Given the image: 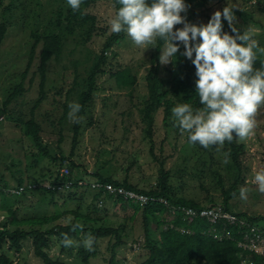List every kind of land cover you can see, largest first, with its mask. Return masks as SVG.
I'll use <instances>...</instances> for the list:
<instances>
[{"label":"rangeland","instance_id":"1","mask_svg":"<svg viewBox=\"0 0 264 264\" xmlns=\"http://www.w3.org/2000/svg\"><path fill=\"white\" fill-rule=\"evenodd\" d=\"M9 1L3 0V3L7 4ZM61 2L62 0H23L21 8L24 10H17L16 16L11 19L12 24L0 49V106L9 89L22 82L24 92L16 96L10 104L14 116L20 112L29 114L39 97L38 65L41 44L35 47L33 60L29 64L33 44L31 29L36 24L40 26L48 20V13ZM227 3L252 14V18L246 21L240 16L236 17V23L243 28L251 26L254 30L252 33L254 39L258 42L263 40L264 15L256 9L254 0H209L206 7L189 22L206 24V15L217 10L222 11ZM90 11L98 16L100 30L86 45L89 50L99 51L108 34L103 32L109 27L107 20L115 15V12L110 0H95ZM3 19L4 12L0 8V22ZM80 48H76L75 52L66 48L60 61L52 59L49 63L44 87L48 99L35 108L37 120L42 126L44 143L48 145L52 155L58 157L63 155L65 163L73 162L75 165L73 170L77 175H91L94 171H100L103 175L120 179L127 175L130 182L139 187L149 188L156 185L159 161L150 154V142L143 137V125L138 111V97L144 90L143 83L135 85L133 94L129 95L127 91L115 87L114 79L109 74L100 77L98 82L101 89L95 94L96 110L93 123L86 126L87 119L82 120L79 140L73 154H70L73 122L68 117L62 124L59 122L63 108L55 105L57 99L61 97L55 95V90L62 85H68L72 80L74 67L71 61L83 59L86 52ZM114 49L116 56L110 57L113 63L112 70L146 57L152 48L145 50L137 47L126 35ZM143 73L144 69L141 68L140 77ZM256 122L254 135L239 141L244 146L241 155L244 181L237 185L235 197L230 199L228 206L231 212L239 216L264 217V194L260 193L253 183L254 170L264 169V105L257 111ZM20 128L16 127L13 120L0 117V187L5 182L12 187L17 184V178L20 177L25 179V183L28 179H46L55 173L58 166V162L48 157L34 158L28 153L25 147L30 141ZM154 141L155 153L159 159L165 160L166 168L172 172L171 182L177 190L176 193L204 205L222 204L223 190L230 188L239 176V172L229 163H223L222 154L213 151L214 161L213 163L208 161L207 156L189 144L187 134L182 135L180 130L173 126V117L169 125L164 123L163 113L157 116ZM220 178L222 185L218 183ZM242 186L249 189L247 201L239 198V189ZM75 195L70 196L67 191L55 196L43 195L35 190H29L23 195L0 192V221L4 219L7 210L13 208L17 209L19 217L24 218L61 215L58 222H69L72 215L68 211L78 210L84 214L92 213L95 217L106 218L115 225L127 222L129 232L133 224L137 232L140 230L139 222L142 217L139 212L134 222L128 219L133 213L131 207L137 204L134 201L126 208L121 204L112 205L110 201H106L104 206H99L90 190H78ZM94 206H97V211L94 210ZM162 214L168 221L176 219L172 214L167 213L168 218ZM189 221L192 223V220ZM255 224L264 228V219L256 221ZM74 240L79 243L77 239ZM48 251L54 257L61 258L64 264H82L77 254L78 247L62 249L55 236L52 237ZM12 255L14 264H44L34 254L30 240L24 242L19 253ZM109 256L105 239L101 243V253L91 258L89 264H108ZM144 258L139 243L130 235L124 239L117 251L116 264H140Z\"/></svg>","mask_w":264,"mask_h":264},{"label":"trees","instance_id":"2","mask_svg":"<svg viewBox=\"0 0 264 264\" xmlns=\"http://www.w3.org/2000/svg\"><path fill=\"white\" fill-rule=\"evenodd\" d=\"M110 1L116 13L121 5L117 0ZM22 2L23 0H10L7 4H4L3 0H0V8L4 12V19L0 22V49L7 36L9 26L12 24L11 19L16 16L15 12L19 9H22L21 11L24 10L21 8ZM94 3L95 0H83L81 10L74 13L67 5L66 0H62L61 3H58L48 13V20L40 24V26L37 24L33 26L31 29L33 44L29 55V64L33 60L35 47L41 44L40 62L38 65L40 75L39 97L35 100L34 106L28 112L29 114L20 112L17 116H14L10 109V104L16 96L22 94L25 90L24 84L20 82L9 89L7 96L0 106V117L13 120L16 127H21L20 129L24 136L29 139L30 144L25 147L28 153L32 154L34 158L48 157L52 161L58 162L54 174H50L46 179L34 178L28 179L26 182L45 183L46 181L61 179L58 176V172L60 167L65 164L66 159L63 155L59 157L52 155L48 145L44 143L41 134L42 126L37 120L35 108L41 102L48 99L44 87L47 81V71L50 61L52 59L60 61L64 56L66 48H70L71 52H75L76 48L81 47L80 49L83 51L85 49L86 52L83 59L77 58L71 61L74 67L72 80L68 85H62L55 90V95L61 96L60 99H57V102L55 101V105L63 108L59 122L62 124L67 120L68 105L76 101L82 105L79 115L83 119H87L86 126L93 123L96 110L95 94L101 89L98 79L106 74H109L114 79L117 89L125 90L129 95L133 94L135 85L143 83L144 90L140 92L141 94L138 97L140 122L143 125V137L147 138L150 142V154L155 160L159 161V165L156 185L149 188L133 184L127 175L123 179L111 175H103L100 171H94L91 175H77L73 170L74 163L69 162L67 164L73 171V175L83 178L93 177L101 182L121 185L147 195L165 197L175 205H187L194 208L212 206L211 204H201L197 200L186 198L176 193L177 190L171 182L173 177L171 170L166 168L165 160L159 159L155 153L154 133L158 114L163 113L164 123L169 125L172 119L171 109L176 104L188 103L194 108L201 107L199 97L195 93L196 69L191 60L182 55L184 52L183 45H181L177 57L174 58L175 61L168 65H161L159 63V47L162 46L163 42L157 40V47L152 48L146 57L138 59L133 64L112 70L111 66L113 67V63L110 57L116 56L114 48L125 39L126 34L123 32L114 34L107 27L103 31L108 34L101 49L99 51L89 50L86 44L100 30L98 16L90 11ZM185 3L189 5V8L187 13H182V15H186L187 20L191 21L198 12H201L206 7L209 0H185ZM254 3L256 9L264 15V0H254ZM234 14L236 17H242L245 21L252 18V14L243 9H234ZM211 16L212 14L206 15V23L210 20ZM236 26L243 31V27L238 24ZM175 27L179 28L182 25ZM223 30L231 33V28L226 20H223ZM258 44L259 47H264V39L258 42ZM254 51L256 52V59L254 60L253 67L256 69L264 65V55H261L257 49H254ZM141 68L144 69V73L140 77L139 72ZM81 122L79 124L73 122L72 150L70 154H73L74 147L79 140ZM193 146L198 152L200 151L207 156L208 161L213 163V151H215V148L205 149L198 143ZM243 149V144H240L236 140L232 143L225 142L223 149L225 152H230L228 163L239 172V176L232 186L223 190L222 205L229 211V201L233 197V193L236 194L239 182L244 181V175H242L244 164L241 157ZM12 161L14 162L15 160L12 159ZM218 181L222 185L221 178ZM24 183L25 179L20 177L17 178V184L13 186H19ZM8 188L9 184L5 182L0 187V192L4 193ZM78 190L82 189L75 187L73 190H68L67 192L70 196H76L75 194H77ZM35 191L43 195L50 194L52 196L65 192H58L45 187H38ZM26 193L28 191L20 195ZM92 193L97 201L99 198H102L105 201L104 205L109 200L116 202V205L121 204L124 208L130 207V203H132V201L124 200L121 196L105 193L102 190L99 192L92 191ZM131 208H133V213L129 215V220L134 222L138 212L142 217L141 222H139L140 230L138 232L134 224L131 226V231L129 232L127 222L115 225L106 218L95 217L92 213L84 214L78 210L68 211L72 215V219L69 222H58L61 215L24 218L19 217L17 209H9L4 219L0 221V264H14L15 260L12 254L19 253L24 242L27 240L32 242L34 254L44 264H64L61 258L54 257L48 251L51 247L52 237L54 236L58 238L62 249H65L61 243L63 233H67L69 237L79 241L80 246L78 247L77 254L82 264H89L91 258H95L101 253V243L105 239H107V250L110 252L108 264H116L117 251L124 239L129 238L130 235L139 243V248L142 254H144L145 258L140 264H264L263 257L240 249L237 246L236 240L228 238L219 240L215 238L211 234V231L201 223L200 219L196 221V226H192L189 220H185L179 215L173 221H168L162 217V213L167 211L166 207L156 201L145 205L136 204ZM94 210L97 211V206H94ZM239 217L245 218L252 223L264 219L260 215L256 217ZM77 222L83 225V231L79 229L76 232L72 231V225ZM182 225L191 227L194 231L182 234L178 230V227ZM228 231L234 234L236 238L240 236L237 227L228 228ZM88 233H91L95 237L92 251L86 250L82 244L83 237Z\"/></svg>","mask_w":264,"mask_h":264},{"label":"clouds","instance_id":"3","mask_svg":"<svg viewBox=\"0 0 264 264\" xmlns=\"http://www.w3.org/2000/svg\"><path fill=\"white\" fill-rule=\"evenodd\" d=\"M121 5L115 15L107 20L109 31L125 33L137 46L146 49L160 46L159 63L168 65L175 61L181 45L182 55L195 66V93L201 107L178 103L172 109L173 126L187 134L191 145L205 149L215 148L227 164L230 152L223 151L225 142L244 141L254 135L256 114L264 105V65L254 69L257 49L264 55L254 39L253 28L241 31L236 25L234 8L227 3L222 11H215L205 23H191L186 15L189 5L185 0H117ZM71 10L79 12L83 0H66ZM223 20L231 33L223 30ZM182 25V27H175ZM68 119L79 124L82 105L76 101L68 105ZM253 183L264 194V169L254 170ZM249 189L240 187L239 198L247 201ZM235 197V193H233ZM83 231L79 222L72 231ZM65 248L79 247V243L62 234ZM95 237L88 233L82 239L83 247L92 251Z\"/></svg>","mask_w":264,"mask_h":264},{"label":"built area","instance_id":"4","mask_svg":"<svg viewBox=\"0 0 264 264\" xmlns=\"http://www.w3.org/2000/svg\"><path fill=\"white\" fill-rule=\"evenodd\" d=\"M58 176L61 179L57 181H46L45 183L26 182L19 186L9 187L5 192L19 195L25 191L35 190L38 187H45L58 192L73 190L75 187H78L94 192L102 190L105 193L121 196L126 201H134L138 205H145L156 201L162 203L167 209L166 212L172 214L173 217L181 216L185 220H192V226H196V221L200 219L202 221L201 223L211 231V234L215 238L219 240L225 238L236 240L237 246L240 249L255 253L264 258V228L259 227L245 218L239 217L235 213L225 209L222 204L204 208H194L180 204L175 205L165 197L147 195L121 185L101 182L93 177H76L73 175V171L67 163L60 167ZM104 202L102 198H99L97 201L99 206H104ZM233 227L239 229L240 236L238 238L228 231V228ZM178 230L182 234H188L194 231L191 227L185 225L179 226Z\"/></svg>","mask_w":264,"mask_h":264},{"label":"crops","instance_id":"5","mask_svg":"<svg viewBox=\"0 0 264 264\" xmlns=\"http://www.w3.org/2000/svg\"><path fill=\"white\" fill-rule=\"evenodd\" d=\"M109 201H110L111 204L116 205V202H114V201H112V200H109ZM164 217H167V213H166V212L164 213ZM167 218H168V217H167Z\"/></svg>","mask_w":264,"mask_h":264}]
</instances>
